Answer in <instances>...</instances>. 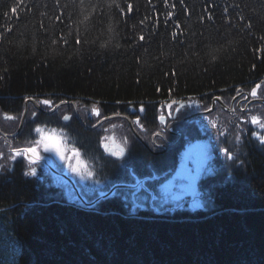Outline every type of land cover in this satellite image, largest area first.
Wrapping results in <instances>:
<instances>
[{
	"label": "trees",
	"instance_id": "16d2710c",
	"mask_svg": "<svg viewBox=\"0 0 264 264\" xmlns=\"http://www.w3.org/2000/svg\"><path fill=\"white\" fill-rule=\"evenodd\" d=\"M258 84L264 0H0L5 109L39 97L152 109ZM261 120L257 140L236 124L231 135H213V161L222 167L201 184L207 195L199 208H185L186 200L165 215L123 205L76 209L34 186L27 193L22 182L0 186V210L13 214L22 245L19 264H264ZM128 144L127 183H141L137 145ZM140 158L143 165L168 162L147 151Z\"/></svg>",
	"mask_w": 264,
	"mask_h": 264
},
{
	"label": "flooded vegetation",
	"instance_id": "af4514ba",
	"mask_svg": "<svg viewBox=\"0 0 264 264\" xmlns=\"http://www.w3.org/2000/svg\"><path fill=\"white\" fill-rule=\"evenodd\" d=\"M250 91L225 93L213 98L172 100L156 104L152 109L146 104L118 107L112 104L111 110H115L113 113L108 110L109 106L106 104L56 97L21 100L16 108L10 109H5L0 103V126L2 123L10 131L6 133V129L2 130L5 134L13 135L23 123L16 137L5 139L0 135V138H3L0 139V186L19 185V182H22L27 193L34 186L41 196L58 199L54 201L56 203L60 202L76 209L81 208L80 206L87 207L86 205L91 203L89 199L99 198L101 193L109 192L117 183H127L128 171L132 169L129 163H126L129 155L128 145L126 147L122 142L118 143L126 152L123 159H118L116 153L121 149L111 155L108 143L112 137L116 139L113 131L115 127L119 128L117 131L121 136L126 137L125 131L129 129L137 145V158L142 156L143 151H147L151 157L168 158V162L163 164L153 159L152 163L143 165L141 158H136V168L146 170V173L139 174L137 169L138 174L142 176L141 183L138 182L135 189H122L110 197H103L99 205H123L138 214L165 215L177 208L172 206V203H180L185 196L194 195L201 201L207 195L201 184L216 168L221 169L219 159L213 161V152L209 155V150L212 151L213 147L208 140V132L212 136L219 131H223L224 135H231L236 124L246 135L251 133L253 139H258L254 128H246L244 123L252 125L253 111L263 106L257 102L249 105V102L264 99V85L259 87L257 96H251L245 101L246 93H251ZM45 100L49 103L44 104ZM241 114L248 115L245 122L240 119ZM37 128L42 131L37 132ZM33 134L40 139L46 136L57 139L59 147H62L60 154L58 152L52 156L54 153L48 154L39 148V145L35 147L40 153L37 162L38 157L32 152L21 151L17 154L13 151L36 146L32 145ZM173 143L176 144L171 145ZM204 146L205 156L200 160L197 158L198 155L201 156L199 149ZM218 153L220 154V151L215 152V156ZM43 157L49 158L46 160ZM200 166H203L201 171ZM159 172L164 173L158 175ZM168 172L179 174L178 179L188 184L185 193L179 194L178 197L173 195L175 184L168 188L170 177L164 176ZM136 199L143 203L142 206L134 204ZM130 202L132 205L128 206L127 203ZM13 207H20V204Z\"/></svg>",
	"mask_w": 264,
	"mask_h": 264
},
{
	"label": "rangeland",
	"instance_id": "374dc122",
	"mask_svg": "<svg viewBox=\"0 0 264 264\" xmlns=\"http://www.w3.org/2000/svg\"><path fill=\"white\" fill-rule=\"evenodd\" d=\"M251 116L252 117H254V116L258 117V119H259L260 117L264 116V112H262L261 110H254L253 114ZM252 117H251V120H252ZM260 122L261 121L259 119L258 123H252V125H254L256 127H260L259 126ZM117 129H119V128L115 127L113 130L116 134V139H117V140L114 139V141L117 144L119 142H122L126 147H127V145L129 147L128 141L134 142V136H133L132 132L129 129H127L125 131L127 134V137H126L124 135L121 136V133H119V131H117ZM32 139H33V142L37 143L36 146L41 145V149L48 152V154L54 153V155H52V156H55L56 154H58V152L60 154V151L62 150V147H59L60 148L59 151L53 147H49L48 150H45L44 143L41 142L42 139H40L37 135H34V134L32 135ZM53 142L54 141H48L49 144H51ZM72 142L74 143V141H72ZM125 143H127V144H125ZM108 144L110 147L112 146L111 141ZM118 146L122 147L119 144H118ZM39 148H40V146H39ZM122 148H124V147H122ZM116 150H118V149H116ZM124 150H125V148H124ZM205 150H206V146L201 147L199 149L201 156L198 155L197 158H200V160L204 159ZM210 154H211V151L209 152V155ZM185 161H187V159ZM202 169H203V166H200V171ZM178 172H179V170L177 171V173ZM177 173L176 174L174 173L175 175L173 174L169 178L167 186H168V188H171V187H173V184H175L174 186L176 188H175V193L173 195L178 197L179 194L185 193V191L187 190L188 184H185L183 181H180V179H178L179 174H177ZM120 190H122V189H120ZM186 197L187 196H185L183 199H185ZM191 197L192 198L190 199V202H192V201L196 202L197 201V199L194 198L195 197L194 195H191ZM133 198H134V195L132 197V200H133ZM183 199H182V201H183ZM182 201L178 204L172 203L171 205L174 207H177L179 205H183ZM133 202H134V200H133ZM142 204L143 203L139 199H136L135 205L142 206ZM127 205L131 206L132 202L127 203ZM128 212L133 213L132 211H128ZM13 224H14L13 214L10 213L9 211H6V210H0V264H19V257H20V253L22 251V245L19 242L17 236L15 235V233L13 231V226H12Z\"/></svg>",
	"mask_w": 264,
	"mask_h": 264
},
{
	"label": "snow or ice",
	"instance_id": "6c2138e0",
	"mask_svg": "<svg viewBox=\"0 0 264 264\" xmlns=\"http://www.w3.org/2000/svg\"><path fill=\"white\" fill-rule=\"evenodd\" d=\"M13 11H15V9H13ZM141 39H143V37H141ZM257 87H259V85H257ZM255 91H253L252 95H255ZM44 104H48L49 101L45 100L43 101ZM141 111H143V109H141ZM252 122L253 123H258L259 122V119L258 117H252ZM37 132H41L42 129L40 128H37L36 129ZM48 141H54L53 143L49 144ZM44 143V146H45V150H48L49 147H53V148H56L58 151L60 150L59 148V141L57 139H55L54 137H51V136H46V137H42V141ZM262 142H264V138H262ZM14 152H16L17 154H20L21 151H25V152H32V153H35L36 152V148H26V149H23V150H20V149H13ZM117 155H123V149H121L118 153H116Z\"/></svg>",
	"mask_w": 264,
	"mask_h": 264
},
{
	"label": "water",
	"instance_id": "95a60500",
	"mask_svg": "<svg viewBox=\"0 0 264 264\" xmlns=\"http://www.w3.org/2000/svg\"><path fill=\"white\" fill-rule=\"evenodd\" d=\"M258 88L259 87H256L253 91H255V93H257V90H258ZM253 93V92H252ZM256 95V94H255ZM247 96L249 97V95L247 94ZM254 96V95H253ZM247 97V98H248ZM261 103H264V100H259ZM224 106V105H223ZM21 127H22V125H21ZM21 127L19 128V130L14 134V135H12V137H15L18 133H19V131H20V129H21ZM2 133V132H1ZM2 135H4L5 137H10L9 135H6V134H4V133H2ZM111 143H112V147H111V149H110V153L112 154V155H115V151H116V149H118V148H120V149H123V155H118L117 156V158L118 159H122V158H124L125 157V150H124V148H121V147H119L118 146V144L114 141V138L112 137L111 138ZM108 146H109V144H108ZM166 148V147H165ZM117 187H122V186H116L115 188H117ZM114 188V189H115ZM113 189V190H114ZM112 190V191H113ZM93 206V204L90 206V207H92Z\"/></svg>",
	"mask_w": 264,
	"mask_h": 264
},
{
	"label": "bare ground",
	"instance_id": "6f19581e",
	"mask_svg": "<svg viewBox=\"0 0 264 264\" xmlns=\"http://www.w3.org/2000/svg\"><path fill=\"white\" fill-rule=\"evenodd\" d=\"M157 186V185H156ZM166 206V205H165ZM164 207V206H163ZM158 208V207H157ZM165 211V210H164ZM157 214V213H156Z\"/></svg>",
	"mask_w": 264,
	"mask_h": 264
}]
</instances>
